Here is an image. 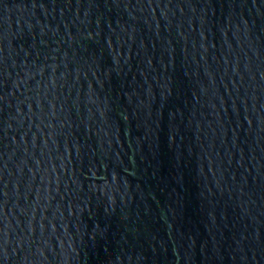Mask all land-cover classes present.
Here are the masks:
<instances>
[{"label":"water","instance_id":"1","mask_svg":"<svg viewBox=\"0 0 264 264\" xmlns=\"http://www.w3.org/2000/svg\"><path fill=\"white\" fill-rule=\"evenodd\" d=\"M0 264H264V0H0Z\"/></svg>","mask_w":264,"mask_h":264}]
</instances>
